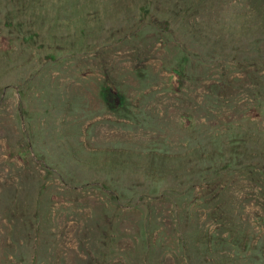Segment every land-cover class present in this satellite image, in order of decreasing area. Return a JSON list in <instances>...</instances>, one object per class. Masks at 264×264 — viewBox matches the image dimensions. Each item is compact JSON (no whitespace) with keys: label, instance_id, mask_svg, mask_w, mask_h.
I'll list each match as a JSON object with an SVG mask.
<instances>
[{"label":"rangeland","instance_id":"374dc122","mask_svg":"<svg viewBox=\"0 0 264 264\" xmlns=\"http://www.w3.org/2000/svg\"><path fill=\"white\" fill-rule=\"evenodd\" d=\"M0 264H264V0H0Z\"/></svg>","mask_w":264,"mask_h":264},{"label":"trees","instance_id":"16d2710c","mask_svg":"<svg viewBox=\"0 0 264 264\" xmlns=\"http://www.w3.org/2000/svg\"><path fill=\"white\" fill-rule=\"evenodd\" d=\"M107 100V103L110 104L111 103V100L110 99H106Z\"/></svg>","mask_w":264,"mask_h":264}]
</instances>
